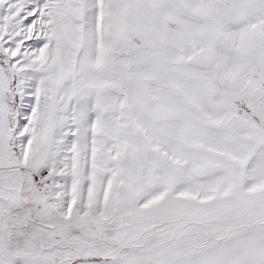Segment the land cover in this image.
<instances>
[{
  "label": "snow or ice",
  "instance_id": "snow-or-ice-1",
  "mask_svg": "<svg viewBox=\"0 0 264 264\" xmlns=\"http://www.w3.org/2000/svg\"><path fill=\"white\" fill-rule=\"evenodd\" d=\"M0 264H264V0H0Z\"/></svg>",
  "mask_w": 264,
  "mask_h": 264
}]
</instances>
